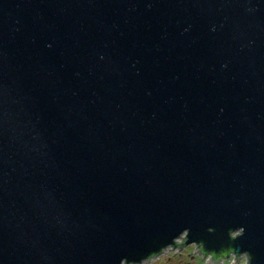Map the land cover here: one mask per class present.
Listing matches in <instances>:
<instances>
[{"label":"water","instance_id":"water-1","mask_svg":"<svg viewBox=\"0 0 264 264\" xmlns=\"http://www.w3.org/2000/svg\"><path fill=\"white\" fill-rule=\"evenodd\" d=\"M182 236L264 264V0H0V264Z\"/></svg>","mask_w":264,"mask_h":264},{"label":"flooded vegetation","instance_id":"flooded-vegetation-1","mask_svg":"<svg viewBox=\"0 0 264 264\" xmlns=\"http://www.w3.org/2000/svg\"><path fill=\"white\" fill-rule=\"evenodd\" d=\"M182 243L166 248L162 253L154 255L141 264H216L218 259L227 258L228 251L219 254L204 251L202 244L180 246ZM194 246V251H188ZM134 264V263H124Z\"/></svg>","mask_w":264,"mask_h":264},{"label":"rangeland","instance_id":"rangeland-1","mask_svg":"<svg viewBox=\"0 0 264 264\" xmlns=\"http://www.w3.org/2000/svg\"><path fill=\"white\" fill-rule=\"evenodd\" d=\"M188 251H194V246H190L188 248ZM234 259H235V256H232L230 258H224L222 261L216 264H231L234 261ZM247 261H248V256L246 254H243L238 264H246Z\"/></svg>","mask_w":264,"mask_h":264},{"label":"built area","instance_id":"built-area-1","mask_svg":"<svg viewBox=\"0 0 264 264\" xmlns=\"http://www.w3.org/2000/svg\"><path fill=\"white\" fill-rule=\"evenodd\" d=\"M178 243H182L184 241V236H182L180 239L177 240Z\"/></svg>","mask_w":264,"mask_h":264}]
</instances>
